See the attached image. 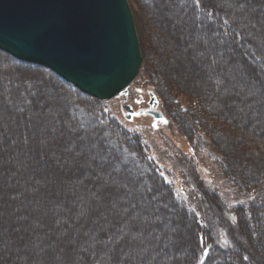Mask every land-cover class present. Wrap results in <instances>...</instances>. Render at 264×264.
<instances>
[{
	"label": "rangeland",
	"instance_id": "374dc122",
	"mask_svg": "<svg viewBox=\"0 0 264 264\" xmlns=\"http://www.w3.org/2000/svg\"><path fill=\"white\" fill-rule=\"evenodd\" d=\"M141 1L129 0V3L136 13L143 49L150 62L155 56L151 44L154 35L158 37L156 46L158 44L163 49L161 54L169 63L171 61L169 70L173 76L183 83H194L203 88L206 80H211L214 74L220 75L218 79L223 89L218 94L231 98L226 103L217 101L215 108L224 104L228 107L239 105L241 120L247 117L252 119L251 124L264 125V91L254 90L244 81L245 73L238 68V63L228 62L224 51L216 50L213 41H208L209 47L204 50L197 47L198 43L183 44L181 37L187 36L192 40L204 37L194 29L192 16L189 13L183 17L173 15L180 10L175 5L171 6V10L152 13L149 8L140 5ZM231 1L220 0L219 3L243 8L239 11L240 16L251 26L254 22H264L263 6L244 7L237 1ZM259 8L260 14H256ZM178 22L179 27L172 30V24ZM261 26H252L258 43L264 41V23ZM211 55L215 57V63L210 61ZM202 58L204 62L200 63ZM9 66L8 59L0 55V149L8 153L0 157V166H3L0 170V188H7L0 198L7 197L10 201L0 202V208L3 207L0 211V264H49L58 259L69 245L75 249L74 259H78V252L89 246L92 235L98 233L97 228L111 225L118 228L117 235L112 233L105 240L99 236L96 242L108 244L104 246L105 253L95 264H120L109 258L114 248L122 250L123 254L139 253L145 259L144 264H148L159 247L167 250L166 254H162V261L169 264L172 240H177L178 236L181 239L190 229L177 224V218L172 213L158 211L164 206L160 200L163 193L148 196L140 185L131 182L132 171L118 172L119 162L104 165L106 154L100 147L102 137L91 126L82 128L80 124H74L72 118L64 116V107H70L69 98L65 92L60 93L52 77L39 72L19 73L20 76H29L28 81L39 83L38 94L42 93L40 95L43 97L38 104L34 102V105H29L23 96L16 99L12 95H4L3 90L7 87L6 81L2 80L4 74H13L17 80L19 78L18 72ZM5 70L7 73L3 72ZM150 93L156 95L157 109L163 113V119L155 120L149 113H139L151 108ZM242 97L245 98L243 102L239 99ZM90 101L89 104L96 105L106 117L143 142L148 157L155 162L164 179L181 199L212 224L220 239L227 241L229 219H233L235 207L247 201L248 196L238 191L222 173L219 166L221 155L204 132H198L190 140L177 123L174 117L177 109L182 111L189 107V99L176 91L167 95V101L162 99L156 93L155 80L145 65L129 86L127 94L110 100L95 98ZM124 104L132 105L137 112L131 119H127ZM255 105L258 109L263 107V111L252 117ZM13 119L18 122V129L13 126ZM28 127L32 128L28 132L29 147L36 153L30 156V149L19 150L17 162L14 159L16 156L13 157L15 145L21 141L19 133ZM6 133L13 137L9 142L4 137ZM228 134L230 138L235 136ZM36 156H44L46 163L39 165ZM6 165H10L11 169H4ZM34 190H41L43 195L31 196ZM216 202L219 206L215 205ZM125 213L129 215L128 224ZM62 221L66 223L65 231L58 225ZM79 222L81 228L76 231ZM154 222L160 226L155 227V224H151ZM46 223L48 226H45ZM125 225L128 227L126 230L123 229ZM49 233L55 236L54 241L47 240ZM62 235L65 236L64 240L61 239ZM134 235L138 238L129 242ZM124 236L127 237L125 246L121 248V244H112ZM159 236H164V240L160 241ZM42 237L44 240L46 238L44 242L41 241ZM79 237L89 241L80 245ZM22 238L23 241L25 239L22 246L13 243L15 239L20 242ZM109 239L110 243L107 241ZM157 240L159 244L156 245ZM21 248L26 254L19 253L23 252ZM8 254L14 256L8 259Z\"/></svg>",
	"mask_w": 264,
	"mask_h": 264
},
{
	"label": "trees",
	"instance_id": "16d2710c",
	"mask_svg": "<svg viewBox=\"0 0 264 264\" xmlns=\"http://www.w3.org/2000/svg\"><path fill=\"white\" fill-rule=\"evenodd\" d=\"M219 1L142 0L140 5L146 9L149 8L152 13L157 10L158 13L159 10L163 9L171 10V6L174 5L178 6L180 10L173 15L179 14L183 17L184 14L189 13L192 16L191 20L194 22V29L200 31L204 37L203 39L199 38L197 40H192L187 36L181 37L183 44H186V42L189 44H192V42L194 44L198 43L197 47L204 50L209 47L208 41H213V46L216 50L224 51L228 62H237L238 68L244 70L245 74H243L245 77L243 79L247 84H250L251 88L254 90L263 89L264 91V41L257 42L256 37L253 35L255 29L252 27L259 28L264 22H254L251 26L250 23L243 20L240 16L239 11L243 10V8L239 9V6L230 4L222 5ZM235 1L244 7L260 5L264 8V2L262 0H232L231 3ZM260 10L261 8L257 9L255 13L258 14ZM133 13L143 55L142 67L145 68L146 65L148 71L152 74L153 80H155L156 93L166 101L167 95L171 91H176L189 99V107L182 111L179 108L177 109L178 113L174 116L177 123H179L182 131L190 140L194 139L198 132H204L221 155L219 166L222 173L233 183L238 191L248 196L247 201L241 202L235 207L233 219H229V225H227V241L220 239L212 224L209 221H205L187 202L181 199L174 188L164 179L155 162L148 157L145 145L135 134L122 128L113 119L106 117L103 112L98 110L96 105L89 104L91 102L90 100L94 101L95 98L93 99V97L82 93L48 68L19 61L2 50H0V55L8 59L11 64L8 68H12L16 73L18 72L17 74L39 72L52 77L56 87H59L60 93L65 92L66 97L69 98L67 100L70 102V107H64V116L69 119L72 118L73 123L80 124L82 128H89L91 126L90 128L98 132L100 137H102L100 147L102 152L106 154L104 165L119 162L118 172L132 171L133 176L131 182L140 185L146 195L156 196L163 193V199L161 198L160 200L164 202V206L159 208L158 211L172 213L175 219L177 218V224L190 229V232H186L181 239L178 236L179 238L177 240H172L173 247L169 251V264H264V125L260 124L256 126L254 122L251 124L252 119L247 117L241 120L239 105H230L228 107L224 104L222 106L220 105V108H215L214 105L217 101L222 103H226L228 100L230 101V96L227 97L218 94L223 89L218 79L221 77L220 75H217V77L214 74L211 80H206L203 88L194 83H183L178 77L173 76L169 70L171 61L169 63V60L161 54L163 49L158 44L156 46L158 37L154 35L151 38V44L155 56L152 62H150L148 54L143 49L141 32L134 10ZM173 15L171 16L173 17ZM178 24L180 23L172 24L173 28L171 29L178 28ZM200 60V63L204 62L203 58ZM210 61L213 63L216 62L213 55H211ZM3 72L7 73L6 70ZM4 75L5 78L2 80L6 81L7 86L3 90L4 95L8 97L12 95L15 98L23 96L29 105H32L34 102L38 104L40 98L43 97L40 95L42 93L38 94L39 83L28 81L30 80L28 79L29 76H20L19 74L17 80L13 74ZM218 97H220V100H218ZM239 99L243 102L245 98L242 97V99ZM254 108L255 114H251L252 117L261 114L263 111V107L258 109L255 105ZM15 120L13 119V126L18 129V122ZM36 127L37 125H35L34 129ZM30 130H32L31 127L24 128L19 133L21 141L16 143V151L13 154V157L16 156L14 159L17 162L19 160L18 151L23 149L27 151L30 149L28 139V132ZM228 133L235 135L234 138H230ZM4 137H6L8 142L13 138L8 133ZM35 153L33 149H30V156L35 155ZM0 154V157H4L8 153L1 148ZM36 157L39 165L46 163L44 156ZM9 166H4V169H11ZM2 167L0 166V170L3 169ZM6 189L0 188V195H4ZM11 191L8 190V192ZM39 194H42L41 190H34L31 196H39ZM6 201L10 202L7 197L0 198V202L5 203ZM215 205L219 206L218 202ZM81 206L83 207V204ZM2 208H0V211ZM87 210L88 208H86ZM124 215H126L127 224L130 223L127 218L129 215L126 213ZM90 216H92V212ZM81 222L83 223V221ZM81 222H79L76 231L81 228ZM151 224H155V227L160 226L156 222ZM58 225L62 229L64 228V231L66 230L65 222L62 221ZM45 226H48V224L46 223ZM117 229L114 225L97 228L98 233L92 235L89 246L84 251L78 252V259H74L75 249L69 245L68 248L59 254L58 259L51 261L49 264L97 263L101 254L105 253L104 246L106 247L108 243L96 241H98L99 236L105 240L112 233H114L112 235H117ZM123 229L126 230L128 227L125 225ZM62 236L61 239L64 240L65 236ZM137 238L134 235L129 242ZM49 239L54 241L55 236L49 233L47 240L49 241ZM45 240L43 237L41 238L42 242ZM159 240L163 241L164 236H161ZM159 240L155 242L156 245L159 244ZM19 241L15 239L12 242L14 244H21L20 246H22L25 239L23 241L22 238ZM80 241L79 244L81 245V243L89 241V239L84 237L82 239L81 237ZM107 241L109 242L110 239ZM126 241L127 237L124 236L118 242L116 241L112 244H121L122 248L126 245ZM59 242L63 241L60 240ZM21 250L23 251L19 252L21 255L26 254L24 249L21 248ZM157 251L148 264H167L162 261V254H166L167 250L165 251L164 248L159 247ZM121 252L122 250L120 251V249L114 248V251L109 254V258L115 262H120V264H144L145 262V259L143 260L139 253L126 252L123 254L122 252L121 254ZM13 256L14 254H8L7 258L9 259Z\"/></svg>",
	"mask_w": 264,
	"mask_h": 264
},
{
	"label": "water",
	"instance_id": "95a60500",
	"mask_svg": "<svg viewBox=\"0 0 264 264\" xmlns=\"http://www.w3.org/2000/svg\"><path fill=\"white\" fill-rule=\"evenodd\" d=\"M0 50L99 100L127 94L143 64L129 0H0ZM149 104L139 113L163 119L154 93Z\"/></svg>",
	"mask_w": 264,
	"mask_h": 264
},
{
	"label": "bare ground",
	"instance_id": "6f19581e",
	"mask_svg": "<svg viewBox=\"0 0 264 264\" xmlns=\"http://www.w3.org/2000/svg\"><path fill=\"white\" fill-rule=\"evenodd\" d=\"M240 79V78H239ZM242 99V98H241Z\"/></svg>",
	"mask_w": 264,
	"mask_h": 264
},
{
	"label": "flooded vegetation",
	"instance_id": "af4514ba",
	"mask_svg": "<svg viewBox=\"0 0 264 264\" xmlns=\"http://www.w3.org/2000/svg\"><path fill=\"white\" fill-rule=\"evenodd\" d=\"M148 110V109H147Z\"/></svg>",
	"mask_w": 264,
	"mask_h": 264
}]
</instances>
